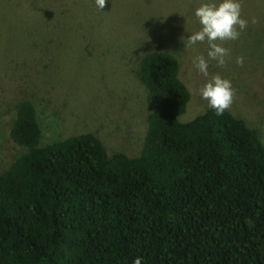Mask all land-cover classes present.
<instances>
[{"label":"trees","instance_id":"1","mask_svg":"<svg viewBox=\"0 0 264 264\" xmlns=\"http://www.w3.org/2000/svg\"><path fill=\"white\" fill-rule=\"evenodd\" d=\"M178 59L145 53L138 155L91 132L40 145L32 100L14 107L23 150L0 170V264H264V144L244 119L207 108L180 120L190 91Z\"/></svg>","mask_w":264,"mask_h":264},{"label":"rangeland","instance_id":"2","mask_svg":"<svg viewBox=\"0 0 264 264\" xmlns=\"http://www.w3.org/2000/svg\"><path fill=\"white\" fill-rule=\"evenodd\" d=\"M198 0H0V170L23 149L10 138L15 104L33 101L40 145L91 132L109 154H139L146 132V92L141 57L167 51L179 62L190 91L180 120L207 108L199 95L205 78L192 58L206 44L184 47L200 25ZM249 21L238 40H217L229 50L226 63L209 64L210 75L231 80L228 111L259 131L264 144V0H242ZM242 58L243 63H238Z\"/></svg>","mask_w":264,"mask_h":264},{"label":"clouds","instance_id":"3","mask_svg":"<svg viewBox=\"0 0 264 264\" xmlns=\"http://www.w3.org/2000/svg\"><path fill=\"white\" fill-rule=\"evenodd\" d=\"M107 0H95V5L102 11ZM200 27L198 30L188 33L184 38V47L192 48L206 44V54L200 53L192 58V66L205 78L199 88V95L207 102V106L214 110L216 115H223L231 108L234 99V89L231 80L222 77L218 73L210 75L209 64L215 61L223 66L229 50L216 43L217 40H238L249 21L242 16V0H198V7L194 9ZM242 64L243 59L239 58ZM133 264H142L137 257Z\"/></svg>","mask_w":264,"mask_h":264}]
</instances>
